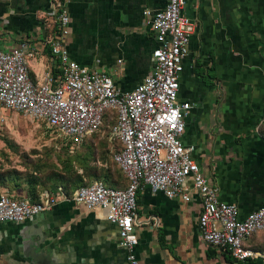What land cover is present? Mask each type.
Wrapping results in <instances>:
<instances>
[{
	"label": "crops",
	"instance_id": "0c3cea01",
	"mask_svg": "<svg viewBox=\"0 0 264 264\" xmlns=\"http://www.w3.org/2000/svg\"><path fill=\"white\" fill-rule=\"evenodd\" d=\"M64 1L73 60L105 71L123 91L150 73L156 40L142 10L162 8L165 0ZM52 8V0H0V50L26 43L35 83L52 65ZM183 13L195 31L179 77L178 99L191 104L182 141L195 146L193 158L219 198L245 217L264 197V0H186ZM188 197L138 190L139 264H249L204 245L200 200L195 190ZM117 234L102 209L59 198L30 221L0 223V264H127ZM245 244L261 251L264 229Z\"/></svg>",
	"mask_w": 264,
	"mask_h": 264
},
{
	"label": "built area",
	"instance_id": "2783aa9c",
	"mask_svg": "<svg viewBox=\"0 0 264 264\" xmlns=\"http://www.w3.org/2000/svg\"><path fill=\"white\" fill-rule=\"evenodd\" d=\"M53 35L49 45L51 68L35 83L26 57V43L0 50V111L14 110L42 120L69 147L97 132L107 113L114 115L110 133L118 142L112 160L125 177L124 187L103 180L79 186L73 200L87 210L100 208L118 228V244L127 264H139L134 253L138 242L137 193L147 186L168 198L187 200L195 190L200 200L197 227L204 245L236 261L262 258L264 253L245 244L264 229V197L258 209L240 217L238 206L219 198L218 187L193 158L195 146L185 145L182 134L191 104L179 101V77L195 22L183 13L186 0H165L162 8L142 10L143 23L154 32L152 68L130 90H121L105 71L78 64L69 56V13L64 0H52ZM120 62V59L117 60ZM56 68V73H53ZM260 123H264V108ZM56 199L0 193V223H23L52 207Z\"/></svg>",
	"mask_w": 264,
	"mask_h": 264
},
{
	"label": "rangeland",
	"instance_id": "374dc122",
	"mask_svg": "<svg viewBox=\"0 0 264 264\" xmlns=\"http://www.w3.org/2000/svg\"><path fill=\"white\" fill-rule=\"evenodd\" d=\"M262 115L263 110L260 119ZM113 116L109 114L89 138L66 148L61 136L42 120L14 110L0 111V193L71 200L78 186L95 179L124 186L125 179L112 161L118 148L110 133Z\"/></svg>",
	"mask_w": 264,
	"mask_h": 264
},
{
	"label": "trees",
	"instance_id": "16d2710c",
	"mask_svg": "<svg viewBox=\"0 0 264 264\" xmlns=\"http://www.w3.org/2000/svg\"><path fill=\"white\" fill-rule=\"evenodd\" d=\"M110 113H107V115L105 116V119H104V121L106 120V118H107V116L109 115ZM113 118H114V116H113ZM104 123V122H103ZM62 146H64V147H68L69 146V143L68 142H65V141H63L62 143ZM113 161V160H112ZM118 168V167H117ZM119 169V168H118ZM119 171H120V169H119ZM120 173L122 174V172L120 171ZM122 176L124 177V175L122 174ZM124 179H125V177H124ZM104 181V180H103ZM92 182V181H91ZM91 182H89V183H91ZM108 186H112V187H120V186H116V185H113V184H110V183H107L106 181H104ZM125 182H126V180H125ZM89 183H86V184H89ZM86 184H82V185H86ZM82 185H80V186H82ZM125 186V185H124ZM124 186H121V187H124ZM79 187V186H78ZM32 201H39L38 199H32L31 197H29ZM246 260H248V262H249V264H258L259 263V260H254V259H252V258H248V259H246Z\"/></svg>",
	"mask_w": 264,
	"mask_h": 264
}]
</instances>
